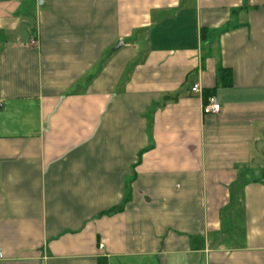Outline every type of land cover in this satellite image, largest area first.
<instances>
[{
    "label": "crops",
    "instance_id": "1",
    "mask_svg": "<svg viewBox=\"0 0 264 264\" xmlns=\"http://www.w3.org/2000/svg\"><path fill=\"white\" fill-rule=\"evenodd\" d=\"M0 105V264H264V0H0Z\"/></svg>",
    "mask_w": 264,
    "mask_h": 264
},
{
    "label": "built area",
    "instance_id": "2",
    "mask_svg": "<svg viewBox=\"0 0 264 264\" xmlns=\"http://www.w3.org/2000/svg\"><path fill=\"white\" fill-rule=\"evenodd\" d=\"M192 93H199V88L194 85L192 89H190ZM221 110V106L219 104V101L215 97H208L206 99V102L204 103L202 107V113L204 115H217L219 114Z\"/></svg>",
    "mask_w": 264,
    "mask_h": 264
},
{
    "label": "trees",
    "instance_id": "3",
    "mask_svg": "<svg viewBox=\"0 0 264 264\" xmlns=\"http://www.w3.org/2000/svg\"><path fill=\"white\" fill-rule=\"evenodd\" d=\"M222 73H224V71H222ZM222 78H223V80L227 79L225 85L228 86L229 85V75L222 74Z\"/></svg>",
    "mask_w": 264,
    "mask_h": 264
},
{
    "label": "water",
    "instance_id": "4",
    "mask_svg": "<svg viewBox=\"0 0 264 264\" xmlns=\"http://www.w3.org/2000/svg\"><path fill=\"white\" fill-rule=\"evenodd\" d=\"M0 108H1V105H0Z\"/></svg>",
    "mask_w": 264,
    "mask_h": 264
}]
</instances>
